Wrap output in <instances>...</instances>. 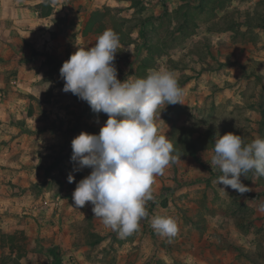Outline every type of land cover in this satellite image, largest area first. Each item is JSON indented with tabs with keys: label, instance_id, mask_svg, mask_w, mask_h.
Here are the masks:
<instances>
[{
	"label": "crops",
	"instance_id": "0c3cea01",
	"mask_svg": "<svg viewBox=\"0 0 264 264\" xmlns=\"http://www.w3.org/2000/svg\"><path fill=\"white\" fill-rule=\"evenodd\" d=\"M222 1L233 4L231 7L241 5L245 14L236 24L225 12L221 27H201L203 34L212 35L205 54L195 48L190 37L178 50L167 49L168 53L161 54L168 60L165 69L186 73L178 81L183 89V103L174 104L171 113L180 115L181 124L185 120H189L190 126L197 122L198 134L207 123L214 135L208 143L211 146L216 133H239L246 143L264 138V27L258 25L264 23V0ZM76 2L83 5L82 10L73 6ZM201 2L166 0L163 10L171 13L181 7L201 8ZM100 3L104 0H0V226H5L9 233L23 230L30 237L34 248L27 257L33 258L32 264H263L264 254L259 250L262 246L253 224L263 221L264 178L250 171L248 175H253L254 183L243 181L250 191L243 195L232 189L224 191L223 185L217 183L221 171L216 168L206 172L203 165L208 151L203 149V134L193 133L188 140L193 149L174 152L176 162L167 166L163 176L155 177V200L146 204L148 216L126 238H120L102 222L91 224L84 231L88 236L78 238L73 221L98 218L94 217L90 203L83 208L72 205L76 187L56 193L45 191L44 197L34 192L49 129L45 119L50 112L33 110L29 98L43 105L60 98L63 62L78 50V44L91 47L89 36L102 32L100 24L92 19L105 11ZM213 8L221 12L220 7ZM187 16L188 12L184 23ZM157 17L152 18L155 25L159 22ZM227 20L229 27L225 26ZM135 41L121 38L120 48H129ZM176 59L181 60V68L173 67ZM222 102H227L226 111L233 116L230 121L217 111ZM239 107L242 114L238 113ZM66 114L54 110L51 116ZM85 114L91 118L89 123L96 121L95 131L99 132L104 114ZM241 115L245 122L238 124ZM210 122L216 127H211ZM242 127L252 131L249 139ZM157 129L160 134L166 131L168 138L170 131H175L174 120L169 119L164 126L158 124ZM177 135L176 131L171 137L173 145ZM227 195L237 197L236 209ZM240 206L247 211L243 217ZM23 214L28 216L20 219ZM156 215H168L177 221L175 237H165L153 230L150 220ZM249 222L251 225L243 226Z\"/></svg>",
	"mask_w": 264,
	"mask_h": 264
},
{
	"label": "clouds",
	"instance_id": "9594fccd",
	"mask_svg": "<svg viewBox=\"0 0 264 264\" xmlns=\"http://www.w3.org/2000/svg\"><path fill=\"white\" fill-rule=\"evenodd\" d=\"M119 47V35L106 29L93 46L78 44L63 62L60 77L64 92L86 101L94 113L108 116L98 134L82 131L71 142L76 170L91 169L77 183L72 205L83 208L90 203L94 217L126 238L148 216L146 204L155 200V177L176 162L173 143L158 132L156 113L162 105L183 103V89L175 73L164 68L121 80L114 63ZM215 137L207 162L222 173L217 183L224 191L231 188L243 195L250 188L241 177L247 178L250 171L264 177V138L246 143L234 132ZM67 179L72 183L75 176L69 173ZM150 226L165 237L178 233L177 221L168 215L153 216Z\"/></svg>",
	"mask_w": 264,
	"mask_h": 264
},
{
	"label": "rangeland",
	"instance_id": "374dc122",
	"mask_svg": "<svg viewBox=\"0 0 264 264\" xmlns=\"http://www.w3.org/2000/svg\"><path fill=\"white\" fill-rule=\"evenodd\" d=\"M165 1L166 0H157V1L116 0L114 2L113 0H110L109 2L108 0L107 1L104 0V3H100V5H102L103 8L105 7V9H103L105 11L96 13L97 15H94L92 19L95 21L96 25L100 24L102 32L105 31L106 29H111L119 35V39L122 38L123 40H127V41H131L134 39L136 40L135 44L133 46H130L129 48L119 47L118 52L116 54L114 63L118 70V77L121 80H124L127 77H130L132 79L146 77L149 70H153L154 67L164 68V69L165 67H167L168 60L166 56L161 54L157 56L151 53V51L149 52L145 45L144 36L140 35L141 29L145 32L152 31L151 23L154 22L152 18H155V16L157 17L158 14H160V16H163L165 14V11L163 10ZM232 5L233 4L222 0H203V5L201 8H199L198 6H193L191 8H188L187 12L189 13V16H187L186 22L184 23L183 26L184 29L181 32L179 31L174 34L172 39V45L174 46H171L168 49L172 51L178 50L179 47L183 45V43L187 42L188 37H190L194 40L193 44L195 48L201 51L202 54L203 53L205 54L207 52L206 46L210 47L209 43H211L212 41L211 40L212 35L203 34L204 30L200 28L203 27L204 29L208 28L210 30L211 29L216 30L215 28L219 26H215V24L224 22L222 20V16H224L225 12L232 16V21H238L239 23L240 22L239 17H242L245 14V11H243L244 9H242V7H240L241 5L239 4H236L234 7H231ZM73 6L74 7L77 6L79 10H82L81 7L83 5L76 2V4H73ZM215 6H217V8L220 7L219 8L221 10L220 13L212 10V8ZM158 7L160 8L158 9ZM205 7L207 10H205ZM183 10L184 9H181L182 12ZM181 19H184V17L181 15L178 16L177 18L174 17L172 23H174V21L179 22ZM172 23L169 27V31L172 30L171 28L173 26H175ZM95 24L94 26H96ZM102 32H96L95 34L93 35L91 34L89 36L88 40L91 42L90 44L91 46L94 45L97 37L100 34H102ZM166 32L167 30L165 31V33ZM195 34L197 35L196 38H194L193 36ZM163 53L166 54L168 52L166 50ZM146 59L148 60V62L145 63L144 60ZM152 62L155 63L154 67H151V65H149ZM178 62L177 63L172 62L173 67L178 66L181 68L182 66L181 60H179ZM183 65H185V63H183ZM175 73L178 76L177 78L178 81H182L184 79V76H186V73H184V71H181L180 69H177ZM29 100H30L29 101L30 107L33 108V110H37V111L44 110L45 112L47 111L50 112V114H48L45 119L47 127H49V129L46 130V137H45L46 147L44 148L45 154L41 158V163H39L40 168H38L40 179L33 186L34 192H36L37 195H42L44 197L46 193L45 191L56 193L59 190H64L65 188L76 187L80 179L90 174L91 169L86 167L81 170H76L75 164L71 161V156H72L71 142L82 131H87L89 133H96V134L99 133L95 131V127H94L96 121L93 123H89V120H91V118H89L85 114L86 112L87 113L92 112L89 104L86 101H82L71 92H64V91L61 92L60 98L58 100L55 99L54 102L50 99L48 102L45 103V105H43L41 101H38L33 97H30ZM222 103H223L222 105L221 104L218 105L219 109L217 111L218 113H220L221 111L222 112L220 113L221 116L227 118L228 121H230L233 118V116H231L230 113L226 111L227 102H222ZM211 104L212 102H210L209 109H211L210 108ZM172 106L173 105H168L165 107L164 105H162L161 109L157 111L156 126L161 123H163L164 126L166 122H169V119L174 120L175 131L174 132L173 130L170 131V135L168 136V139H170L171 141L173 135L176 134L177 131L178 135L175 136L177 137L176 145H174L175 152L177 153L185 151L186 148L188 150L193 149V146L188 141L192 137L193 133H196L197 136H202L203 134L204 135L203 140L205 141V143L203 144L204 145L203 149H208V151L204 154V160L205 161L206 159L210 160L209 157L210 155L213 154L212 150L214 148V143L212 146L208 144L211 138L212 139L214 138V135L212 134V129L210 130L207 123H205V128L202 127L203 131L200 130V133L198 134L197 132L199 131L196 130L198 127V123L195 122L190 126L188 123L189 120H185L184 123L181 124L182 118L180 117V115L178 116L176 114L171 113ZM54 110H63V112H67V114L66 116H58V117L51 116ZM178 110H181V106L179 107ZM242 111H243L242 108L239 107L238 113L242 114ZM177 113L180 112L177 111ZM103 117H104L103 123H105L108 119V116L104 114ZM244 122L245 121H243L242 115L239 116L237 123L243 124ZM210 125L211 127L214 128L216 127V125H214L211 122ZM242 130L247 131L246 135L245 134L244 135L245 138L249 139V137L252 134V131L250 132L248 128H243V127ZM165 132L161 131V134L165 135L166 134ZM187 141H188V145L185 144V142ZM203 165L205 166L206 172L214 171V169H212V166L210 165L209 162L206 161V163H203ZM69 173H72L75 176V180L72 183H69L67 179ZM252 174L254 173L252 172ZM252 176L251 174L249 175L247 174V178L245 177L242 178V181H245L247 179L248 181H250V183H254L253 179H251ZM157 177H161V176L158 175L156 176V178ZM257 180H260V178H258ZM227 197L232 202L233 207L236 209L237 201L235 200L237 199V197L233 195H229V196L227 195ZM260 204L261 201H258V206H260ZM242 207L243 206H240L241 209L240 214L243 217L247 211H244ZM262 214H263L261 217V219L263 218L262 223H259L258 221H254L253 229L257 234L258 243L259 244L261 243L262 246L261 249L259 248V250H261L264 254V212ZM27 216L28 215L23 214L20 216V219H24ZM91 220L83 218L82 220L78 219L76 221H73L75 233L79 234L78 238L80 240L88 236L87 234L84 233L87 227H90L91 224L93 225L94 223H97L98 225L101 224V220L99 218L97 219V221H91ZM48 222H53V221L49 219ZM245 225H251V223L250 222L247 224L244 223L243 226ZM6 229L7 228L5 226H0V240H1V232L2 231L7 232ZM18 231H20V229H18ZM90 238L93 239L94 237L92 236ZM33 248L34 247L31 245V242L29 240L23 250L24 252L26 251V255L22 258L15 257L16 258L15 259L14 253L11 254L10 249L8 247L5 249H2L0 247V264H32L31 260H33V258L27 257V253L29 252V250ZM227 262L229 263L228 259ZM262 262L264 264V261Z\"/></svg>",
	"mask_w": 264,
	"mask_h": 264
},
{
	"label": "trees",
	"instance_id": "16d2710c",
	"mask_svg": "<svg viewBox=\"0 0 264 264\" xmlns=\"http://www.w3.org/2000/svg\"><path fill=\"white\" fill-rule=\"evenodd\" d=\"M183 1H188L189 4H191L192 2V0H183ZM189 4L187 6H189ZM199 5H201L202 7L203 3L201 2V4ZM181 9L182 7L172 11L171 13L165 12L163 16H158L157 17L159 21L158 25H155L154 22H152L153 26L151 28L152 29L151 32H145L142 29L140 30V35L144 36L145 45L149 52L151 51V53L155 55L163 54L164 51H166L168 48L172 46L173 36L175 33L182 30L184 19H181L180 20L181 22L180 21L177 22V24L170 31H169V27L174 17L177 18L180 15L184 17V15H187L188 9L185 8L183 12L181 11ZM212 10H214V8H212ZM227 19L229 20V22H231L230 18L227 17ZM228 20H227V24H225L226 27H229ZM232 22L233 23L235 22L236 24L238 23L236 21H232ZM258 25L264 27L263 22H258ZM215 26L221 27L222 24L217 23L215 24ZM166 30L167 32L165 33ZM144 61L145 63L148 62L147 59ZM149 65H154V62L150 63ZM29 240L30 237H28L23 230L15 231L12 233H7L2 231L0 247L2 249L8 247L10 249V253L11 254L14 253V258L15 257L22 258L26 255V251L24 252L23 250Z\"/></svg>",
	"mask_w": 264,
	"mask_h": 264
}]
</instances>
